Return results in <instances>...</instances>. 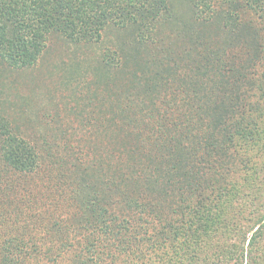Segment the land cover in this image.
I'll return each instance as SVG.
<instances>
[{
  "label": "trees",
  "instance_id": "16d2710c",
  "mask_svg": "<svg viewBox=\"0 0 264 264\" xmlns=\"http://www.w3.org/2000/svg\"><path fill=\"white\" fill-rule=\"evenodd\" d=\"M106 32L89 169L0 117V264H264V0H0V71ZM42 178L67 216L34 238Z\"/></svg>",
  "mask_w": 264,
  "mask_h": 264
},
{
  "label": "rangeland",
  "instance_id": "374dc122",
  "mask_svg": "<svg viewBox=\"0 0 264 264\" xmlns=\"http://www.w3.org/2000/svg\"><path fill=\"white\" fill-rule=\"evenodd\" d=\"M106 34L100 42L78 46L67 42L60 34L51 33L35 65L24 70L0 71V117H8L13 126L14 122L19 124L24 131L33 134L38 142L45 139L49 143H58V147L53 149L55 156L64 162H72L71 166L77 163L79 171L89 169L92 165L95 146L109 145L110 136H114L104 135L105 130L97 119L101 114L84 102V84L76 82L92 78L90 65L102 48L112 44L110 34ZM42 180L39 183L44 185L45 192L34 197L39 198L36 203H40L38 210L44 219L40 224L37 223V230H33L34 238L45 236L42 229L44 224L49 229L55 221H63L67 216L66 201H60L63 199L60 194L62 189L55 188L54 193L55 183L52 181L47 184L45 178ZM64 194L67 195L65 191ZM13 208L14 204L10 210ZM235 210L233 215L236 221H240L244 230H248L258 213L238 218ZM5 229L0 216L1 236L7 235ZM252 232L249 231L248 238ZM48 236L52 237L50 234ZM229 236L235 240L237 235L231 231ZM224 240L232 241L226 236Z\"/></svg>",
  "mask_w": 264,
  "mask_h": 264
}]
</instances>
